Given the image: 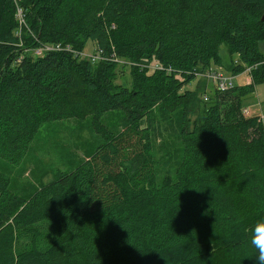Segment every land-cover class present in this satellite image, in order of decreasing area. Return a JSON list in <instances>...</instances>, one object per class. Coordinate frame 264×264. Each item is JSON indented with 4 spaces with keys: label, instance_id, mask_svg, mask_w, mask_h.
Here are the masks:
<instances>
[{
    "label": "trees",
    "instance_id": "trees-1",
    "mask_svg": "<svg viewBox=\"0 0 264 264\" xmlns=\"http://www.w3.org/2000/svg\"><path fill=\"white\" fill-rule=\"evenodd\" d=\"M19 6L35 36L24 37L27 48L63 47L27 51L17 3L0 0V162L20 165L51 121L92 117L104 142L29 196L0 167V264H254L244 250L264 219V122L243 108L264 83V0ZM89 41L98 63L79 55ZM222 44L231 72L253 66V81L203 104L206 82L182 89L199 68L223 64ZM116 58L135 63L131 86L115 81ZM115 110L126 115L119 131L103 120ZM163 128L177 134L181 158L161 178Z\"/></svg>",
    "mask_w": 264,
    "mask_h": 264
},
{
    "label": "rangeland",
    "instance_id": "rangeland-1",
    "mask_svg": "<svg viewBox=\"0 0 264 264\" xmlns=\"http://www.w3.org/2000/svg\"><path fill=\"white\" fill-rule=\"evenodd\" d=\"M23 13L22 16H19L17 29L21 46L25 45L27 51L29 50L30 53L36 56L35 52L38 48H27L28 46H26L24 37L31 38L34 33H32L25 12ZM50 45L51 43H48L46 46ZM84 51L86 58L92 59L93 56L97 55L98 47L93 41H89ZM220 54L223 60L222 65L212 64L209 67L199 68L198 72H201L202 75H195L196 79L186 84L182 91L196 90L203 85L199 82H206V91L200 94H202V103L210 104L211 97L215 96L217 85L213 80L203 76V74L209 73L211 69H219L226 74L232 73L231 64L234 58L232 59L230 56L226 44L221 45ZM235 59L237 58L235 57ZM94 62L98 63V60ZM116 62L117 77L115 81L118 84L131 86L132 70L135 63L124 58H119ZM157 66V63H152L150 67L156 68ZM178 77L184 80V77L180 75ZM245 80L246 76L244 74L235 77L237 84H246ZM245 100L251 110L254 109L256 112L264 113V83L255 86L253 91L245 97ZM203 109L201 107L199 111H203ZM252 114L255 113L252 112ZM195 117L193 116V119ZM103 120L110 129L119 131L124 127L126 115L121 110H115L106 113L103 116ZM92 123V117H88L84 120L68 118L43 124L28 155L20 165L13 166L5 161H3L4 163L0 162V167L11 177L12 188L20 194L29 196L36 189L53 180L60 171L74 168L78 163L90 157L95 148L104 142L103 136L95 131ZM161 125L162 122L157 123L156 128L161 129ZM155 135L157 136L158 133L155 132ZM156 143L157 147L160 148L156 156L159 161L160 177L162 178L166 174H175L181 158L180 140L177 134L174 132L170 133L169 130L165 129L164 133L156 137Z\"/></svg>",
    "mask_w": 264,
    "mask_h": 264
},
{
    "label": "built area",
    "instance_id": "built-area-1",
    "mask_svg": "<svg viewBox=\"0 0 264 264\" xmlns=\"http://www.w3.org/2000/svg\"><path fill=\"white\" fill-rule=\"evenodd\" d=\"M19 1L20 0H15V2L17 3V15L18 17L19 16H22L23 13V9L19 6ZM47 44L39 47L36 52H35V55L36 56H42L43 54H45L46 52L50 51V50H57V49H61L63 47V45L61 43H52L50 46H46ZM72 46L71 45H68V48L70 49ZM80 56H82L83 58L86 57L85 56V51L83 52H80L79 53ZM93 60H100V59H103L101 57V54H100V51L98 50L97 51V55L96 56H93L92 57ZM116 60H118V58H116ZM252 69H253V66H247L244 70V72L240 73V74H233V73H230V74H226L224 72H222V70H214V69H211L209 70L210 72L206 73V74H203V76L205 77H208L210 80H213L215 83H216V87L218 90L224 92V91H227L233 87H235L237 85V83L235 82V77H238L242 74H244L246 76V84H251L253 79H252ZM196 75H202L201 72H198L196 71ZM243 113L244 115L246 116H251L253 115L252 114V111L250 110L249 107H244L243 108ZM257 116L259 117V120H261L262 122H264V113H260V114H257Z\"/></svg>",
    "mask_w": 264,
    "mask_h": 264
},
{
    "label": "clouds",
    "instance_id": "clouds-1",
    "mask_svg": "<svg viewBox=\"0 0 264 264\" xmlns=\"http://www.w3.org/2000/svg\"><path fill=\"white\" fill-rule=\"evenodd\" d=\"M254 253V255H246L252 258L254 264H264V219L257 220L250 228L248 233L247 247L244 250Z\"/></svg>",
    "mask_w": 264,
    "mask_h": 264
},
{
    "label": "crops",
    "instance_id": "crops-1",
    "mask_svg": "<svg viewBox=\"0 0 264 264\" xmlns=\"http://www.w3.org/2000/svg\"><path fill=\"white\" fill-rule=\"evenodd\" d=\"M245 101H246V100H245ZM245 101H244V107H249V108H250L249 104L246 103ZM250 110H251V109H250ZM251 111L254 112L255 114H260V113H261V112L259 113L258 111L256 112L254 109L251 110ZM261 111H262V110H261Z\"/></svg>",
    "mask_w": 264,
    "mask_h": 264
},
{
    "label": "water",
    "instance_id": "water-1",
    "mask_svg": "<svg viewBox=\"0 0 264 264\" xmlns=\"http://www.w3.org/2000/svg\"><path fill=\"white\" fill-rule=\"evenodd\" d=\"M262 19L264 20V13H263Z\"/></svg>",
    "mask_w": 264,
    "mask_h": 264
}]
</instances>
